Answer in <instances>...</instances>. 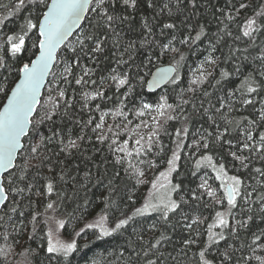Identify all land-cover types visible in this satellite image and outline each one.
<instances>
[{
    "label": "snow or ice",
    "instance_id": "6c2138e0",
    "mask_svg": "<svg viewBox=\"0 0 264 264\" xmlns=\"http://www.w3.org/2000/svg\"><path fill=\"white\" fill-rule=\"evenodd\" d=\"M201 7L207 9L208 3L202 4V0H17L16 12L25 10L29 13L24 18L25 28L20 35L7 36V47L0 45V51L3 52L0 55V95L6 101L0 106V227L7 222H13L15 227V218L24 216L21 211L24 202L31 205L34 196L51 197L56 192V200H50L45 205V212L55 211L64 199L69 198L62 188L57 190L58 186L69 184V181V190L74 194L80 190L87 192L94 179L97 184L103 185L105 191L100 199L106 210L112 205L119 209V204L113 200L116 196L134 205V194L125 193L121 196L120 184L125 177L134 178L137 184L145 182L146 172L139 164H145L148 168L157 167L153 160L145 158L154 149L156 155L164 152V146L159 143L162 127L160 120L152 117L156 128L147 138L134 133L138 138L133 141L132 148H129L127 139L123 141V145L115 139L108 143V150L114 157L113 167L121 166L123 175L121 170L109 174L104 167L107 158L96 161L94 156L85 157L91 167L85 165L82 176L72 175L71 159L86 150V139L91 144L92 138L87 137L84 130L93 124L92 117L87 121L76 118L74 109L77 104L83 110L89 108V101L109 99L105 91L101 90V86L106 83L110 87L115 86L117 92L126 88L123 93L126 99L135 91L134 81L143 86L141 69L146 66L145 61L152 64L153 56L158 59L169 53L173 54V61H176L177 56L179 61H183L185 56L181 48L176 46L177 43L191 51L197 42L206 39L211 52L204 64L220 68L219 79H216L213 72L205 71L201 65L187 89L193 94V98L183 99L176 108L171 104L166 106L173 111L179 109L183 114V106L191 105L193 111L184 117L185 124L197 116L206 118L208 123L207 128L197 130L191 146L195 152L201 153L200 159L195 162L196 169L207 166L216 173L215 179L220 181L222 198L216 199V189L208 184L207 179L198 186L203 192L197 195L193 191L190 198L199 200L206 194L213 198L215 204L223 205L226 202L228 206L227 212L217 211L214 222L208 225L207 241L195 253L196 264H217V261L219 264H241V261L243 264H251L253 260L256 264H264V255H256L258 250L264 251V229L257 225L258 231H253L251 227L255 224L257 215L264 222V192L256 188L248 191L251 185H247L245 181L246 175L248 180H255L259 188L264 189V0H224L223 7L212 5V15L217 17V24L220 26L216 33L210 32L207 22L196 20L192 23ZM249 9L250 14H244ZM148 10H151V15L145 14L137 21V16L142 11L147 13ZM85 22L87 27L84 26ZM233 23L237 25L235 34L230 28ZM137 24L141 29L139 35H129L135 32ZM181 27L187 35L180 33ZM33 31L36 34V40L32 44V48L37 50L33 53L35 58L17 67L19 55L26 50V37ZM177 33L182 36L179 40ZM74 34L75 39L69 42V37ZM229 38L233 45L227 43ZM237 41H244L245 47H235ZM221 45L228 48L227 54H222V60L214 55ZM155 49H159L158 54ZM250 59L258 67L245 73V62ZM103 60L114 61L115 67L110 68L107 76H101L99 80L93 79L96 66ZM83 61L90 62L93 67ZM228 62L233 64L231 71L220 67L221 63ZM56 65L60 66L59 71H53ZM76 69H79V73ZM174 71L173 67L159 69L154 79L149 82V87L167 80L169 73ZM233 73L243 79L240 80L239 88L228 90L225 83H230L229 77ZM13 74L15 81L12 79ZM49 76L56 84V97L53 99L50 90L46 101V105L50 107H46L40 103V97L41 89L45 87V80ZM210 77L214 83L209 82ZM169 82L175 84L177 78L173 77ZM206 82L222 94L214 97L213 93L202 87ZM60 84L79 86L80 99L76 100L75 95L68 96L67 89L59 87ZM88 88L93 90L89 91ZM120 103L123 105L124 101L121 100ZM38 106L44 108L42 116L37 112ZM99 107L97 104L96 108ZM151 107L149 104L142 105L144 110H151ZM240 108H250L251 111L241 119L230 118ZM164 109V104L159 105V117H166V120L180 118L170 114L166 116ZM34 114L38 119H34ZM117 115L125 114L120 111ZM135 115L144 116L145 111H137ZM69 122L74 127L79 126L80 134L74 136L72 130L66 127ZM41 125H47V135L41 132ZM144 126L147 127V124ZM103 129L104 116H101L100 122L91 128L93 133H98L95 139L101 145L109 141V136L103 134ZM108 132L112 133V129L109 128ZM175 135L178 138L177 148H182L183 138L189 135V128H178ZM53 144L58 151L49 148ZM94 151L101 150L94 148ZM210 152H216L219 159L214 160L213 155L208 154ZM52 156L57 157L55 164H52ZM61 156L63 159H60ZM226 157L230 158L234 168L238 164L239 174H228L226 163L222 162ZM32 159H39V163L32 164ZM133 159L137 160L136 164L132 162ZM180 160L179 152L171 150V156L166 160V171L159 173V177L165 182L161 183L159 178L150 180L152 191L145 202L140 207H135L131 214L121 212L111 224L108 215L101 214L95 222L85 225V228L97 229L101 236L108 237L127 231L138 222L139 217L156 213L158 221L147 229L155 233L154 237L145 240L144 230L137 232L134 229L129 233L130 247L119 254L123 259L124 253H128L124 264H169V261L172 264H181L180 255H173L175 248L172 252H167V255V250L161 248L165 242H171V237L166 232L168 228H175L176 225H182L189 230V237L182 240L183 257H187L188 251L197 244L200 233L195 232V236L191 233L195 231L194 226L203 221L182 215L176 219L175 225L172 223L173 216L179 215L183 211V205L188 203L183 195L179 199H174L172 195L179 193L181 189V184H173L170 179L172 173H178ZM254 162H259L261 166L254 167ZM45 164L50 165L48 171L52 175L46 177L42 191L35 190L32 169H39ZM125 164L127 167H124ZM57 167L60 168L58 174ZM252 204L257 206L256 211H253ZM233 209H239L245 218H237L233 215ZM30 215L28 223L35 232L38 218L42 214ZM229 218L235 223H230ZM44 223L47 224L48 220ZM56 223L59 229L65 227L63 220ZM214 228L221 231L214 232ZM239 230H247L252 236L251 244L246 245L251 250L250 256L236 260V250L230 245L224 252L218 251L216 256H212L213 246L219 245L221 241L227 244L229 237H238ZM84 231L82 228L76 235L79 236ZM77 250L75 239L61 240L51 229L48 230L47 244L43 249L48 264H53L54 261L55 264H71L69 258ZM3 251L0 249V252ZM35 255H39V252ZM28 264L31 262L28 261Z\"/></svg>",
    "mask_w": 264,
    "mask_h": 264
},
{
    "label": "trees",
    "instance_id": "16d2710c",
    "mask_svg": "<svg viewBox=\"0 0 264 264\" xmlns=\"http://www.w3.org/2000/svg\"><path fill=\"white\" fill-rule=\"evenodd\" d=\"M16 3L17 0H0V45L5 47H7L6 38L8 35L22 34V29H24L26 25V20L24 18L29 15L28 11L25 10L16 12ZM203 3H208V8L205 9L204 7H201L199 13L193 17L192 23H195L196 20H199L201 23L207 22L210 32L216 33L218 27L220 26L217 24V17L212 15L214 11L212 5L223 7L224 0H210V3L209 0H202V4ZM250 11L251 10L249 9L248 12L244 14H250ZM145 14L151 15V10H148L147 13L142 11L140 15L137 16V21H139L141 16ZM220 19L223 18L220 17ZM84 26L87 27V22L84 23ZM135 27V32L130 33L129 35H139V32L141 31L139 24H137ZM230 28L235 34L237 31V25L233 23ZM180 33L187 35V32L183 27L180 28ZM180 33H177V40L182 38ZM74 39L75 34L69 39V42L73 41ZM35 40L36 34L35 31H33L28 34V37H26V50L19 55L17 67L22 63H27L30 59L34 58L33 53H35L37 50L32 48V44L35 42ZM227 43L229 45H233V41L230 38L228 39ZM176 46L181 48L185 59L183 61H179V57L177 56L176 61H173V54L169 53L160 56L158 59L156 56H153L152 64H147V61H145L146 66L141 69V76L143 77L144 81L143 86H140L134 81L133 83L135 85V91L131 95L127 96L126 99L123 95V93L126 92V88H122L119 90V92H117L115 86L110 87L106 83L105 85L101 86V90L105 91L109 99L89 101V108L83 110H81L79 104H77L76 108L74 109V115L78 119L87 121L89 117L93 118V124L84 130L86 136L92 138L91 144H89L86 139L84 142L86 150L82 154L77 153L71 159L72 175L80 176L83 175L85 165L91 167L89 161L85 159L87 156H94L96 161L107 158L104 167L108 169L109 174L115 170H121L123 175L121 166L117 165L115 168L113 167L114 157L113 154L108 150V143L115 139L121 145H123V141L127 139L129 141V148L134 147L133 141L136 139V136H130V134L136 130L141 132L142 127L147 124L146 121L148 120V115H152L151 111L144 110L142 108L143 104L151 105V109H156L157 113L159 105L164 104L166 116L170 114L180 117L177 120H166V117H159L160 123L162 125L159 132V143L164 146V152L156 155L154 149L153 153L149 154V156L145 158L153 160L157 164V167L148 168L145 164L138 165L146 172L144 177L145 182L137 184L134 178L125 177L122 179L120 184L121 196H124L125 193L129 195L134 194L136 203L132 205L126 199L122 201L120 196H116L113 197V200L116 202V204H119V209L112 205L106 210L102 200L100 199V196L105 191V188L103 185L97 184L95 179L89 186L87 192L80 190L76 194L69 190V184L71 181H69V184L59 185L57 190L62 188L63 192L66 193L69 198L64 199L55 211L49 210L45 212V205L50 200H56V192H54L51 197L34 196L31 205H29L27 201L24 202V206L21 209V211L24 212V216L15 218V227H13V222H7L3 227H0V249L4 250L3 252H0V264H28V261H30L31 264H48L46 255L43 251L47 244L48 223L45 224L44 221L48 220V218L52 216L65 222V227L61 229V234L67 238H74L77 242L78 250L74 252L69 258L71 264H124V262L127 260L128 253H124L123 259L119 254L125 248L130 247L128 243L129 233L133 232L134 229L137 232L144 230L145 240H148L149 237H154L155 233L149 232L147 229L149 225L158 221V215L156 213H152L147 217H139L138 222L129 227L127 231L115 233L108 237L101 236L97 229L85 228V225L88 223H93L99 218L101 214L108 215L109 224H111V221L119 217L121 212L131 214V211L135 207H140L144 203L148 190L151 186L149 181L154 180L158 172L167 165L166 160L171 156V150L178 151L181 156L178 173H172L171 175L172 183L181 184V189L179 193H173L172 195L174 199H179V196L183 195L185 200L188 201L187 204L183 205V211L179 213V215L173 216L172 223L175 225L176 219L182 215H187L192 219L199 218L203 222L194 226L195 231H193L191 235L195 236V232L198 231L200 236L197 238V244L193 245L191 250L188 251L187 257H183L181 249L183 248L182 240L189 237V230L185 229L182 225H176L175 228H168L166 234L171 237V242H165L161 245V248L162 250H167L165 255H167V252H172V250L175 248L176 252H174L173 255H180L181 264H196L197 257L195 253L200 249V247L204 246L205 242L207 241L208 225L214 222L215 213L217 211L227 212L228 206L226 202L223 205L215 204L213 198L207 197L206 194H204L203 198L199 200H192L190 198L193 191H195L197 195H200L203 192V190L198 186L205 179H207L208 184L211 185L213 189H216V199L222 198V189L219 187L220 181L215 179L216 173L207 166H202L200 169H196L195 162L196 160L200 159L201 153L195 152L191 146L194 138H196L195 134L197 133V130L201 128H207L208 123L206 122V118L197 116L185 124L184 117L193 111L191 105L183 106V114H181L179 109L173 111L172 109H167L166 106L167 104H171L173 105V108H176L177 105L181 104L183 99L193 98V94L187 91V89L190 86V81L198 73V69L201 65L204 66L205 71L213 72V75L216 77V79H219L220 68H214V66L204 64L206 57L211 52L208 40L204 39L202 42H197V45H194L191 51H189L185 46L179 45L178 43ZM234 46L243 48L245 47V42L237 41L235 42ZM154 51L157 54L159 53V49H155ZM227 52L228 48L221 45L219 50L216 51L214 55L218 58H221L222 60L223 55H226ZM0 55H3L2 51H0ZM58 55H60L59 52ZM83 63H87L89 67H93V65L88 61H83ZM167 64L173 65L175 67L176 71L173 77L177 78V83L173 84L168 82L162 89L154 93L147 92L146 83L152 71L157 67ZM245 64L246 67L243 69L245 73L258 67V65L251 59L245 62ZM59 67V65H56L53 68V71H59ZM111 67H115L114 61H101L100 64L95 68V75L93 79L99 80L101 76H107ZM220 67L231 71L233 64L232 62L221 63ZM76 71L79 73V69H76ZM14 72L15 70H13V73ZM12 79L14 81L16 79L14 74ZM241 79H243V77L233 73V75L229 77L230 83H225V88L228 90L239 88ZM209 82L214 83L215 81L212 79V77H210ZM209 82H206L202 87L213 93L214 97L215 95H221V92L209 86ZM59 87L66 88L68 96L71 97L75 95L76 100L80 99L81 89L79 86L75 84H60ZM55 88L56 84L52 82V77L49 76L47 85L40 100L42 105H46L50 90L53 99H55ZM87 90L91 91L93 89L88 88ZM197 95L199 94L197 93ZM4 100V97L0 95V106H2ZM121 100L124 101L123 105L120 103ZM97 104L100 106L99 109L96 108ZM46 107H50V105H46ZM120 111H123L125 115H117V113ZM137 111H145V115L137 116L135 115ZM249 111H251L250 108H240L238 111L233 112L230 118L241 119L243 116L248 115ZM37 112L40 116H42L44 114V108L38 106ZM105 113H107V115H105ZM101 116H104L103 134L109 136V141L103 145L99 144L95 139L98 133H93L91 131V128L94 127L95 123L100 122ZM34 119H38V117L34 115ZM129 121H131V123H129ZM185 126L189 128V135L186 138H183V146L182 148L178 149V138L176 137L175 132L176 129L183 128ZM66 127L72 130L74 136L75 134H80L79 126L74 127L69 122L66 124ZM109 128L112 129V133H117L119 135H113L112 133H109ZM151 128L152 132L156 128V125ZM41 132L45 135L48 134L47 125H41ZM150 133L143 132L141 135L147 138ZM25 147L27 148V144H25ZM49 148L58 151L54 144L49 145ZM94 148L100 149L101 151L95 152ZM49 154L51 155V153ZM208 154L213 155L214 160L219 159V155L216 152H210ZM60 159H63V156H61ZM56 160L57 157L52 156V164H55ZM132 162L136 164L137 160L133 159ZM222 162L226 163V171L229 175L239 174L238 164L237 167L234 168L230 158L226 157ZM31 163L38 164L39 159H32ZM77 165L79 166L78 168ZM260 166L261 164L259 162H254V167ZM49 167V164H45L39 169H32L31 175L33 182L35 183V190H43L42 186L46 182V177L52 175L48 171ZM124 167H127V165L125 164ZM59 171L60 168L57 167L56 173L58 174ZM240 171L242 172L243 170ZM93 172L95 173L94 168ZM193 173H195V175H193ZM245 181L247 185H251V187L247 189L248 191H251L252 188H256L258 191L264 192V189H260L255 180H248L246 175ZM133 185H135V187H133ZM77 188H79L78 185ZM85 201L88 203L85 204ZM125 204H127V207H125ZM251 207L253 211L257 210V206L255 204H252ZM232 211L233 215H235L237 218H245L239 209H233ZM31 213L42 214L38 218L35 232L32 231V225L28 223V221L31 219ZM70 213L72 215H69ZM229 219L230 223H235L234 220H231V218ZM257 225H259L261 229H264V222H261L259 215L256 217L255 224L251 225L253 231H258ZM82 228H84L85 231L82 232L81 235L77 236L76 233ZM213 231L220 232L221 229L214 228ZM225 235H227V232H225ZM29 237L32 238L30 239ZM251 241L252 236L247 230H239L238 237H229L227 244L224 241H221L219 245L213 246L211 250L212 256H216L218 251L224 252L230 245L236 250V260H239L241 257H248L251 255V250L247 248L246 245L251 244ZM36 252H39V255H35ZM256 255H264V251L258 250ZM53 264H55V261ZM169 264H172V262L169 261ZM217 264H219L218 261ZM241 264H243V261H241ZM251 264H256V262L253 260Z\"/></svg>",
    "mask_w": 264,
    "mask_h": 264
},
{
    "label": "rangeland",
    "instance_id": "374dc122",
    "mask_svg": "<svg viewBox=\"0 0 264 264\" xmlns=\"http://www.w3.org/2000/svg\"><path fill=\"white\" fill-rule=\"evenodd\" d=\"M149 111L152 112V115H151V116L148 115V120L146 121V123H147V127L143 126L142 129H141V132H139V131L136 130L135 132H132V133L130 134V136H136V138H138L137 135H134V133H138L139 135H141L143 132H145V133H150V132H151V129H152L151 127H153L154 125H156L155 122L153 121L152 117H157V118L159 119V116H158V113H157V110H156V109H155V110L151 109V110H149ZM140 128H141V127H140ZM167 167H168V165H166L162 170H160V171L158 172V174L155 176L154 180L157 179V178H159L160 181H161V183H164L165 181H164V179H163L162 177H159V173H160V172H164V171H166ZM170 179H171V177H170ZM150 191H152L151 186H150V188H149V190H148V193H147L146 198L148 197V194H149ZM144 202H145V201H144ZM49 218H51V219H50V220L48 219V228H47V232H48L49 229H51V230L53 231L54 235H55L57 238L61 239V240L71 241V240L74 239V238H67V237H65V236H63V235L61 234V229H59V228L57 227V223H56V221H58V220H60V219H58V218H56V217H54V216L49 217ZM94 222H95V221H94Z\"/></svg>",
    "mask_w": 264,
    "mask_h": 264
},
{
    "label": "water",
    "instance_id": "95a60500",
    "mask_svg": "<svg viewBox=\"0 0 264 264\" xmlns=\"http://www.w3.org/2000/svg\"><path fill=\"white\" fill-rule=\"evenodd\" d=\"M72 37H73V36H70L69 39L72 38ZM34 58H35V57H34ZM34 58H33V59H34ZM167 67H173V68L175 69V67H174L173 65L167 64V65H163V66L157 67L156 69H154V70L152 71V73L150 74V76H149V78H148V80H147V83H146V90H147V92H149V93H154V92H156V91L162 89V88H163V87L169 82V80H171V79L173 78V76L175 75V71H176V70H175L174 72H172V73H169V76H168V79H167V80L161 81V82L159 83V85H155V86L149 87V82L152 81V80L154 79V76H155V74L158 72V70L161 69V68H167ZM48 78H49V77H47L46 80H45V87H46V85H47ZM45 87H42V89H41V97H42V94H43V92H44V90H45ZM41 97H40V100H41ZM4 102H6V101L4 100ZM4 102H3V103H4ZM34 115H35V114H34Z\"/></svg>",
    "mask_w": 264,
    "mask_h": 264
}]
</instances>
